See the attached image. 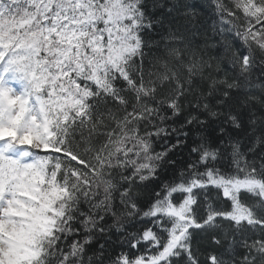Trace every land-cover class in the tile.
I'll use <instances>...</instances> for the list:
<instances>
[{"label": "snow or ice", "instance_id": "6c2138e0", "mask_svg": "<svg viewBox=\"0 0 264 264\" xmlns=\"http://www.w3.org/2000/svg\"><path fill=\"white\" fill-rule=\"evenodd\" d=\"M0 264H264V0H0Z\"/></svg>", "mask_w": 264, "mask_h": 264}, {"label": "trees", "instance_id": "16d2710c", "mask_svg": "<svg viewBox=\"0 0 264 264\" xmlns=\"http://www.w3.org/2000/svg\"><path fill=\"white\" fill-rule=\"evenodd\" d=\"M202 245L205 246V247L208 246L207 245V241H202Z\"/></svg>", "mask_w": 264, "mask_h": 264}]
</instances>
